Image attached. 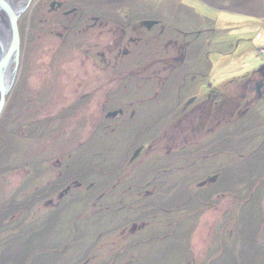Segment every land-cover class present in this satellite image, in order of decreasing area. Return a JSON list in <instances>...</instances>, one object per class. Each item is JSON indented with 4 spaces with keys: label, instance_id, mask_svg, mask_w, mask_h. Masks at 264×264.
<instances>
[{
    "label": "rangeland",
    "instance_id": "1",
    "mask_svg": "<svg viewBox=\"0 0 264 264\" xmlns=\"http://www.w3.org/2000/svg\"><path fill=\"white\" fill-rule=\"evenodd\" d=\"M52 1L18 19L0 264H264V87L249 90L264 70V0H68L88 24L98 10L108 20L82 35L54 21ZM136 16L152 28L130 43ZM176 40L187 61L167 70ZM107 43L129 53L110 62ZM210 84L225 104L203 115L196 145L172 118Z\"/></svg>",
    "mask_w": 264,
    "mask_h": 264
},
{
    "label": "flooded vegetation",
    "instance_id": "2",
    "mask_svg": "<svg viewBox=\"0 0 264 264\" xmlns=\"http://www.w3.org/2000/svg\"><path fill=\"white\" fill-rule=\"evenodd\" d=\"M5 1L10 6H12L14 8H18V7L22 6V5H24V3H25L26 0H5ZM67 2H68V0H53L49 4V8L52 11H56L57 14H60L59 16H57L60 20L57 21V20H55L56 19L55 18L54 21L55 22H58V24L59 23H63V26H64V29L65 30L67 29V31L69 30L71 32H75V33L77 32V34H79V35H82L84 33L85 34L86 33L90 34V33H92V31L90 32V29L92 27L95 28V26H94L95 23H98V25L100 27H101V24L100 23H104L105 20L102 19V12L100 10L96 11V12H99V14H97V16H93V18H90V20H94V22H92V24L91 23L88 24L87 23L88 22L87 20H88V17L90 15V11L88 10L87 6L84 5V6H81V7L80 6L79 7H71V8H66L65 10H63L66 7ZM52 3H53V5H52ZM59 12H61V13H59ZM76 15H78V16H76ZM72 16H75L76 17V21L74 19L71 21V18L70 17H72ZM69 19H70V23L68 22ZM135 19H136L135 20V24H136L135 25V28H136L135 30L137 32L136 33L133 32V34H131L132 35L131 36L132 39H131V42L130 43H135L136 41H138L140 39V37L138 36V31L139 30H140L139 33H142L143 28H146V30H150L152 28V27H148V24L151 25V20H147L145 22V18H141L140 19V23H139L138 20H137L138 19L137 16H136ZM4 20L5 19H3V17L0 15V27H2V29H3V36H2V38H4V40H2V42L3 43H6L8 41L9 32H8V28L6 27V25L4 23L5 22ZM61 20H65V21H61ZM131 20H133V18ZM106 22H108V20L105 21V24H106ZM156 22H158V21L156 20ZM66 23H68L69 25H67ZM82 39L83 38H81V37H74L72 40L78 42V41H80ZM175 43H177V46L172 49L174 51H173V53L171 55H168V56L165 55L163 57H160L161 60L167 62L165 64V66L167 65L166 67H168L167 70H170L171 68L172 69H175L182 62H186L187 61L186 58H185L186 57L187 50H188L186 43L183 44V42H181L180 40H176ZM119 46L120 45L113 47L112 44L107 43V48H106L107 53H109V51L112 52L114 50V48H115L116 49V51H114L115 54H113V56H112L110 53L107 54L105 52V50H103V51H101L102 57L105 56L106 59H109L110 62H112L113 59H114L113 61L119 60V54L127 55L129 53V50L128 49H126L124 47H119ZM180 54L182 55L181 58L179 57ZM128 58H129V56H128ZM155 58H151L152 61H155ZM174 59L175 60H179L178 61V64H173V60ZM188 61H190V60H188ZM145 68H146V65L143 66V69H145ZM130 70H131V74L134 73V70L133 69H130ZM261 72H262V74H260V77L258 78L259 81L258 80H256L257 82L255 81L256 82L255 87L249 82L250 83V86H249L250 89L249 90H252V91L253 90H257L258 91L261 87H264V70H261ZM107 83L108 82H105L104 84H107ZM103 86L100 85L98 88H102ZM207 89L208 90H211V92L208 93V94H206V93L202 94L206 98L205 101L203 102V104L201 103V100H198L197 103L195 102L196 103L195 106H193L191 108H187V107L186 108L185 107L182 108L180 110V112L178 113V116L177 117L173 116V118H172V120L174 118H176L174 120V122L175 121H181V122L185 123L184 120H186V121H189L188 123H190V125H193L194 126L195 130L193 131V133L184 136V140L185 141H188L190 139H194L195 140V143L197 141L199 142V139L201 138V136H200L201 135V132L204 133V129H205L204 126L206 124V121L203 122V118H204L203 115L204 114H207L209 116L215 117L217 119H218V116H217L218 113L221 114L220 112H218L219 111V108L223 107V105L225 103L224 102L223 103H219V102L218 103H215V99L212 98L211 96H213V95L216 94V88L212 84H210V86L207 87ZM252 91H250V92H252ZM215 97L217 98V96H215ZM196 100L197 99H193V100L190 99L189 102L186 105L192 104ZM210 101H211V106L214 107V110L215 111H208L207 110L206 107H207V105L209 104ZM229 105H230V103H229ZM229 105L226 107L227 108L226 110H227V113L228 114L231 112V111L229 112ZM115 110H121L122 111V112H119L117 114L118 116L124 114L122 109H115ZM170 110H169L168 114H170V113L173 114V112L175 111L174 110L173 112H171ZM154 114H156V112ZM207 115H206V119L208 118ZM111 117H114V116H111ZM209 118L210 119L208 120V124L210 125V124L213 123V120H212L211 117H209ZM197 132L199 133V135H198ZM196 145H197V143H196Z\"/></svg>",
    "mask_w": 264,
    "mask_h": 264
},
{
    "label": "water",
    "instance_id": "3",
    "mask_svg": "<svg viewBox=\"0 0 264 264\" xmlns=\"http://www.w3.org/2000/svg\"><path fill=\"white\" fill-rule=\"evenodd\" d=\"M32 0H26L24 5L14 8L5 0H0V14L4 18H8L9 37L5 45L0 44V115L6 105V98L12 88L13 82L17 75L20 62V33L18 19L20 15L27 9ZM53 5V3H52ZM121 110H115L108 113V116H116ZM141 147L133 154L135 158L140 152Z\"/></svg>",
    "mask_w": 264,
    "mask_h": 264
},
{
    "label": "bare ground",
    "instance_id": "4",
    "mask_svg": "<svg viewBox=\"0 0 264 264\" xmlns=\"http://www.w3.org/2000/svg\"><path fill=\"white\" fill-rule=\"evenodd\" d=\"M0 15L2 16L3 14H0ZM2 17H3V19H5L4 23H5L6 27L8 28V23H9L8 18H4V16H2ZM2 36H3V29H2V27H0V44L5 45L6 43L2 42V40H4V38H2Z\"/></svg>",
    "mask_w": 264,
    "mask_h": 264
}]
</instances>
